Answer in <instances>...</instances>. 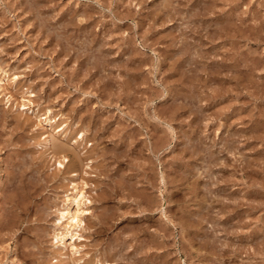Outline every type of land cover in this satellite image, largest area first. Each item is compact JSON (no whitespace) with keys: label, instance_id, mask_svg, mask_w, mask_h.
Masks as SVG:
<instances>
[{"label":"rangeland","instance_id":"1","mask_svg":"<svg viewBox=\"0 0 264 264\" xmlns=\"http://www.w3.org/2000/svg\"><path fill=\"white\" fill-rule=\"evenodd\" d=\"M0 78V264H264V0H0Z\"/></svg>","mask_w":264,"mask_h":264},{"label":"bare ground","instance_id":"2","mask_svg":"<svg viewBox=\"0 0 264 264\" xmlns=\"http://www.w3.org/2000/svg\"><path fill=\"white\" fill-rule=\"evenodd\" d=\"M0 82H1V78H0ZM21 105L24 106L25 103L22 102ZM43 120H44V123L47 124V123H50L51 119H50V117L45 116L43 118ZM72 142L74 143L75 140L72 141ZM66 144L67 143H64L63 141L62 142H59V141L57 142L55 140L54 143H53V148H58V147H61V146L63 147ZM66 146H68V145H66ZM44 147H45L46 150L51 149V140H50L49 135L46 134V133L44 135ZM68 148H69V146H68ZM69 149L72 150V152H74V157L78 156V153L76 151H74L72 146H70ZM63 161L67 162L68 159H65L64 156H63L62 160H57L56 159L57 165L61 166V167L65 166ZM84 173H86V171ZM77 174L78 173L75 170H71L70 171V176H72V177L73 176H77ZM71 185H72L71 189L69 191H67L65 193V195H64L65 196V200H64V202H62V206L59 209L57 208L58 209V215L56 216V221H55L56 228H55V231L53 233L54 234L53 235L54 242L57 243V246H59L61 250H64V251L61 252L64 255L67 254L66 250H67L68 247H70V250L73 253H76L78 251V247H77V244H76V239L80 238L82 236V234H80L78 232L77 228H82V229L85 228L84 226H81L83 221H84V219H83L84 217L83 216H84V214H90L91 213L89 211L88 205H85L87 202L90 203L91 199H89V197H86L87 195L84 194L83 189H82L83 187L81 186L82 188L80 189L78 187L77 183L74 180L71 181ZM82 185L83 186L86 185V182H83ZM142 200H143V198H142ZM148 200L150 202V199H148ZM147 206H148V204H147ZM9 222H10V220H9ZM11 222H12V220H11ZM99 223H100L99 219L96 222L93 221L92 226H95V227L91 231L92 234H99L101 232V228L102 229L104 228L101 225V223L100 224ZM83 224H85V223H83ZM7 225H8V223H7ZM88 226H91V225H88ZM24 230H26V227H23V231ZM22 259H24V258H22ZM65 259H67L66 255L64 256L63 263H65V261H66ZM79 260H80V257L79 258H77V257L75 258L74 257V260H73L74 263L73 264H75V262L76 263L78 262V264H80ZM83 262H85L84 264H111L107 260H102L101 258L89 259V260L87 259L86 261H83Z\"/></svg>","mask_w":264,"mask_h":264}]
</instances>
